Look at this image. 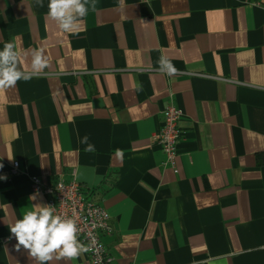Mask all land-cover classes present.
Listing matches in <instances>:
<instances>
[{
    "label": "crops",
    "instance_id": "1",
    "mask_svg": "<svg viewBox=\"0 0 264 264\" xmlns=\"http://www.w3.org/2000/svg\"><path fill=\"white\" fill-rule=\"evenodd\" d=\"M257 1L89 0L66 33L48 0H0V48L14 43L21 71L32 49L48 57L32 79L0 88V264H39L10 231L47 204L32 176L75 179L106 209L101 241L115 264H264ZM161 55L174 74L159 71ZM169 104L181 110L176 171L152 140ZM49 264L90 263L83 252Z\"/></svg>",
    "mask_w": 264,
    "mask_h": 264
},
{
    "label": "clouds",
    "instance_id": "2",
    "mask_svg": "<svg viewBox=\"0 0 264 264\" xmlns=\"http://www.w3.org/2000/svg\"><path fill=\"white\" fill-rule=\"evenodd\" d=\"M43 6V0H36ZM89 0H48L47 15L54 19L59 28L71 33L77 23L88 15ZM18 51L14 43L7 42L0 48V88L14 86L17 81L30 80L39 74L48 65V57L43 49H32L31 71H21L18 68ZM159 71L174 74L177 70L171 60L161 55ZM88 143V137L82 139ZM93 146L88 145L85 151H92ZM6 179L0 176V180ZM35 200L36 197H31ZM11 234L17 245L27 250L28 254L39 264H49L55 258L75 259L88 249L78 238V228L72 218H65L54 212L53 206L46 203H33L30 210H26L12 225ZM18 248V249H19Z\"/></svg>",
    "mask_w": 264,
    "mask_h": 264
},
{
    "label": "built area",
    "instance_id": "3",
    "mask_svg": "<svg viewBox=\"0 0 264 264\" xmlns=\"http://www.w3.org/2000/svg\"><path fill=\"white\" fill-rule=\"evenodd\" d=\"M257 5L264 9V0ZM181 110L172 104L163 109L161 127L153 133L152 140L165 155L164 164L175 168L176 146L181 131L179 120ZM18 163L12 165L16 172ZM31 189L46 196V202L54 212L65 218H72L78 228V238L88 249L85 251L90 264H115V259L101 241L102 233H109V214L105 208L86 198L81 185L75 180H59L54 184H44L37 176L31 178Z\"/></svg>",
    "mask_w": 264,
    "mask_h": 264
}]
</instances>
